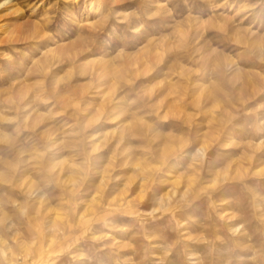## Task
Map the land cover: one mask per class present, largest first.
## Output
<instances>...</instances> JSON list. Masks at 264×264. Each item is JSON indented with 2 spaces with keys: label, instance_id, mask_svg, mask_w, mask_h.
Listing matches in <instances>:
<instances>
[{
  "label": "rangeland",
  "instance_id": "obj_1",
  "mask_svg": "<svg viewBox=\"0 0 264 264\" xmlns=\"http://www.w3.org/2000/svg\"><path fill=\"white\" fill-rule=\"evenodd\" d=\"M3 1L0 264H264V0Z\"/></svg>",
  "mask_w": 264,
  "mask_h": 264
},
{
  "label": "clouds",
  "instance_id": "obj_2",
  "mask_svg": "<svg viewBox=\"0 0 264 264\" xmlns=\"http://www.w3.org/2000/svg\"><path fill=\"white\" fill-rule=\"evenodd\" d=\"M67 75H68V78L71 79V72H69ZM109 95H111V93ZM100 118H101L100 115L94 116L88 122L83 124V126L80 127L79 131L75 133L78 139L75 140V142L71 144V147L77 154H83L84 149L90 143V140L95 139V137H90V138L86 137L85 133L87 132L88 128H90L93 124L98 123ZM103 144H104V141H101L98 144L91 145V152L98 151ZM88 154L90 155L91 153H88ZM74 167H79V166L74 165ZM71 246H72L71 244H68L66 247L61 248L60 252L67 251L68 248H71ZM58 255H59L58 252H49L48 258L44 259L43 264H55V261L51 260L50 258L53 256H58ZM73 259L75 258L73 257Z\"/></svg>",
  "mask_w": 264,
  "mask_h": 264
},
{
  "label": "bare ground",
  "instance_id": "obj_3",
  "mask_svg": "<svg viewBox=\"0 0 264 264\" xmlns=\"http://www.w3.org/2000/svg\"><path fill=\"white\" fill-rule=\"evenodd\" d=\"M2 4L7 5V9L9 10H15V5L12 3V0H5L2 2Z\"/></svg>",
  "mask_w": 264,
  "mask_h": 264
}]
</instances>
